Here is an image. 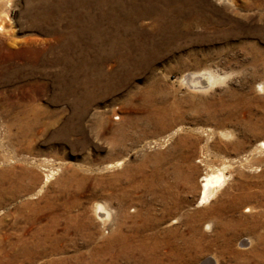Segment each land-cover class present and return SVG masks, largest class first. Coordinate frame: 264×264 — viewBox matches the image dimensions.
<instances>
[{
    "label": "rangeland",
    "instance_id": "374dc122",
    "mask_svg": "<svg viewBox=\"0 0 264 264\" xmlns=\"http://www.w3.org/2000/svg\"><path fill=\"white\" fill-rule=\"evenodd\" d=\"M47 1L1 5L0 264H264V0Z\"/></svg>",
    "mask_w": 264,
    "mask_h": 264
},
{
    "label": "bare ground",
    "instance_id": "6f19581e",
    "mask_svg": "<svg viewBox=\"0 0 264 264\" xmlns=\"http://www.w3.org/2000/svg\"><path fill=\"white\" fill-rule=\"evenodd\" d=\"M3 1L4 0H0V28H1V24H2V13H1V10H2V4H3ZM41 1V0H40ZM62 1V0H61ZM155 1H158V3H156ZM187 1L188 0H127V4H126V7H127V10L132 14V13H134V14H141V13H144V14H146L147 15V17L149 18V19H153L154 17H156V16H160L161 14H163L164 13V9H166V8H168V7H171L172 8V10H177V9H179V7L180 6H184V5H186V3H187ZM244 2V1H243ZM58 3H60V2H58ZM102 3V2H101ZM75 4V3H74ZM169 4V5H168ZM253 4V3H252ZM43 10L40 12V14L41 15H44L45 13H47V12H49V13H54L55 11H56V8H54L55 7V5H51V7H49V3H48V1L46 2V0H44V2H43ZM41 7H42V5H41ZM63 9V8H62ZM97 9H98V7H97ZM196 10H197V3H196V1L194 0V4L192 5V7H191V9H190V12L191 13H195L196 12ZM125 11V10H124ZM104 13V12H103ZM197 14V13H196ZM117 15V14H116ZM102 16V15H101ZM115 16V15H114ZM107 17V16H106ZM118 17V16H117ZM114 18V17H113ZM120 18V17H119ZM4 19V18H3ZM116 20H118V19H116ZM121 21V20H120ZM116 22V21H115ZM86 23V22H85ZM122 24V23H121ZM151 24H153V22L152 21H149V26H151ZM97 25V24H96ZM1 31H2V28H1V30H0V33H1ZM98 32V31H97ZM116 33V32H115ZM110 34H112L111 32H110ZM104 35V34H103ZM59 36V35H58ZM106 39V38H105ZM121 40V39H120ZM110 41H111V39H110ZM120 45V44H119ZM112 47V46H111ZM115 47V46H114ZM121 53V52H120ZM61 54V53H60ZM112 57V56H111ZM57 58V57H56ZM61 59V58H60ZM81 61V60H80ZM99 61V60H98ZM94 72V71H93ZM184 75V74H183ZM184 78L186 79V80H189V81H192L193 83L195 82V85L196 84H199V83H202V82H204L205 80H207V79H209V76H208V74L206 73V72H202V71H195V72H187L185 75H184ZM207 82V81H206ZM192 83H190V85H191ZM201 85V84H200ZM198 86V85H197ZM177 173V172H176ZM179 173V172H178ZM172 175V174H171ZM219 172L218 171H215V172H208V171H204V172H201V173H199L198 174V176H197V181H196V187H195V202H198V201H202V200H204L211 192H212V189H213V187H214V185L216 184V182H218V179H219ZM178 176V175H177ZM179 176H181V175H179ZM155 177V176H154ZM157 178H158V176H157ZM176 178V177H175ZM172 179H173V177H172ZM164 180V179H163ZM169 181V180H168ZM174 182V181H173ZM159 184V183H158ZM165 184V183H164ZM172 184V183H171ZM169 185V184H168ZM173 185V184H172ZM146 187H148V186H146ZM151 187V186H150ZM153 187V186H152ZM154 188V187H153ZM160 189V188H159ZM150 190V189H149ZM156 190V189H155ZM170 190V189H169ZM172 191H174V190H172ZM154 192V191H153ZM245 192V191H244ZM159 193V192H158ZM116 194V193H115ZM157 194V193H156ZM167 194V193H166ZM237 194V193H236ZM242 194V193H241ZM240 193H239V195H241ZM163 195V194H162ZM170 195V194H169ZM243 195V194H242ZM249 195H251V194H249ZM235 196V195H234ZM233 196V197H234ZM120 197V196H119ZM168 197V196H167ZM230 197H232V196H230ZM229 197V198H230ZM244 197V196H243ZM156 198V197H155ZM235 198V197H234ZM160 199V198H159ZM116 200V199H115ZM92 201V200H91ZM228 201V200H227ZM225 202V201H224ZM90 203V202H89ZM118 203V202H117ZM167 203V202H166ZM167 204H169V203H167ZM225 205V204H224ZM228 205V204H227ZM234 205V204H233ZM248 205V204H247ZM89 206V205H88ZM164 206V205H163ZM166 206V205H165ZM146 207H147V205H146ZM89 208V211H90V213L92 214V215H94L96 218L98 217V219H100V220H102V219H104L105 218V216H106V212H105V210H104V208L100 205V204H98V203H96V202H93L92 201V203L90 204V206L88 207ZM230 208V207H229ZM243 208V207H242ZM146 209V208H145ZM142 211V210H141ZM162 211V210H161ZM256 211V210H255ZM254 211V212H255ZM150 212V211H149ZM159 212V211H158ZM65 213V212H64ZM156 213H157V211H156ZM257 213V212H256ZM255 213V214H256ZM260 213H262L261 211H260ZM259 213V214H260ZM109 214V213H108ZM125 214V213H124ZM134 214V213H133ZM142 214V213H141ZM149 214V213H148ZM158 214H160V213H158ZM173 214V213H172ZM137 215V214H136ZM144 216H146V215H144ZM153 216V215H152ZM159 216V215H158ZM160 216H161V214H160ZM176 216H177V214H176ZM70 217V216H69ZM131 217V216H130ZM147 217V216H146ZM151 217V216H150ZM172 217H174V216H171L169 219L171 220V218ZM256 217V216H255ZM78 218V217H77ZM154 218V217H153ZM261 218H264L263 217V215H262V217ZM260 218V219H261ZM75 219V218H74ZM80 219V218H79ZM131 219V218H130ZM168 219V220H169ZM259 219V218H258ZM96 220V219H95ZM134 220V219H133ZM132 220V221H133ZM136 220V219H135ZM134 220V221H135ZM142 220V219H141ZM224 220H225V218H224ZM227 220V219H226ZM78 221V220H77ZM110 221V220H109ZM147 221H148V219H147ZM172 221V220H171ZM178 221V220H177ZM114 222V221H113ZM143 222H145V221H143ZM72 223V222H71ZM78 223V222H77ZM116 223H117V221H116ZM132 223V222H131ZM130 223V224H131ZM141 223V222H140ZM256 224L258 223L257 221L255 222ZM73 224V223H72ZM75 224V223H74ZM138 224V223H137ZM146 224V223H145ZM144 224V225H145ZM180 224H181V222H180ZM183 224V223H182ZM186 224V223H185ZM184 224V225H185ZM260 224H261V228H262V232H263V234H261V233H256L257 234V236H258V239L260 238V239H264V219L263 220H260ZM102 225V224H101ZM116 225V224H115ZM173 225V224H172ZM76 227V226H75ZM80 227V226H79ZM154 227H156V226H154ZM153 227V228H154ZM165 227V226H164ZM186 227V226H185ZM136 228V227H135ZM158 228V227H157ZM156 228V229H157ZM160 228V227H159ZM166 229V232H165V234H168V230H167V228H170V227H165ZM107 229V228H106ZM105 229V230H106ZM148 229V228H147ZM185 229V228H184ZM187 230H186V232L185 233H181V232H176V231H171V233H170V235L171 236H174L175 235V237L176 238H179V240H180V244L182 243V245L184 244L183 242H184V240H185V238L189 235V232L190 231H188V230H191L192 229V227L189 229V228H186ZM80 230V229H79ZM133 230V229H132ZM151 230V229H150ZM179 230V229H178ZM71 231V230H70ZM85 231V230H84ZM141 231H142V229H141ZM145 231H147V230H145ZM159 231V230H158ZM157 231V232H158ZM161 231V230H160ZM81 232V231H80ZM109 232V231H108ZM136 232V231H135ZM140 232V231H139ZM151 232V231H150ZM258 232V231H257ZM79 233V232H78ZM110 233V232H109ZM154 233V232H153ZM152 233V234H153ZM33 234V233H32ZM106 234H107V232H106ZM151 234V235H152ZM158 234V233H157ZM156 234V235H157ZM196 234V233H195ZM255 234V235H256ZM89 235V234H88ZM134 235V234H133ZM140 235V234H139ZM150 235V234H149ZM170 235H168V236H170ZM55 236V235H54ZM98 236H100V235H98ZM146 236V235H145ZM162 235H160L159 237H161ZM167 236V235H166ZM165 236V237H166ZM171 236H170V238H171ZM49 237V236H48ZM175 237H173V239L175 238ZM263 237V238H262ZM102 238V237H101ZM148 238H151L150 236H148ZM152 238H154V239H156L155 237H152ZM169 238V239H170ZM48 239V238H47ZM160 239H162V240H164L165 238L164 237H161ZM167 239V238H166ZM172 239V238H171ZM187 239V238H186ZM259 239V240H260ZM36 240V239H35ZM55 240V239H54ZM127 240V239H126ZM141 240H143V239H141ZM151 240V239H150ZM146 241V240H145ZM153 241V240H152ZM176 241V240H175ZM147 242V241H146ZM160 241H158L157 243H159ZM170 242V241H169ZM263 242V241H262ZM164 243V242H163ZM190 243V242H189ZM146 244V243H145ZM160 244V243H159ZM131 245V244H130ZM162 245V244H161ZM165 245V244H164ZM171 245V244H170ZM258 245V243L256 244V246ZM97 246V245H96ZM154 246H155V244H154ZM190 246V245H189ZM170 247V246H169ZM34 248V247H33ZM147 248V247H146ZM148 248H154L153 247V245H152V242L150 243V245H148ZM159 248H160V246H159ZM174 248L176 249L177 248V246L176 245H174ZM179 248V247H178ZM181 248H183V246H181ZM143 249V248H142ZM96 250V249H95ZM147 250V249H146ZM155 250V249H154ZM157 250V249H156ZM184 250H185V248H184ZM260 250H262L261 248H260ZM141 251H143V250H141ZM167 251V250H166ZM258 252V251H257ZM139 253V252H138ZM149 253V252H148ZM163 253V252H162ZM141 254V253H140ZM159 254V253H158ZM181 254V253H180ZM115 255V254H114ZM122 255V254H121ZM121 255H119V256H121ZM137 255V254H136ZM144 255V254H143ZM146 255V254H145ZM148 255V254H147ZM146 255V256H147ZM151 255H152V253H151ZM150 255V256H151ZM141 256V255H140ZM163 256V255H162ZM136 257V256H135ZM152 257V256H151ZM167 257V256H166ZM155 258H156V256H155ZM154 258V259H155ZM136 259V258H135ZM144 259V258H143ZM150 259H152V258H150ZM171 259V258H170ZM181 259V258H180ZM141 260V259H140ZM146 260V259H145ZM157 260H159V259H157ZM167 260H168V258H167ZM208 260H209V257L208 256H203V257H201L200 258V261L202 262H204V263H207L208 262ZM128 261V260H127ZM132 261V260H131ZM166 261V260H165ZM182 261V260H181ZM148 262V261H147ZM158 262V261H157ZM173 262V261H172ZM132 263V262H131ZM175 263V262H174ZM181 263V262H180ZM140 264V263H139Z\"/></svg>",
    "mask_w": 264,
    "mask_h": 264
}]
</instances>
